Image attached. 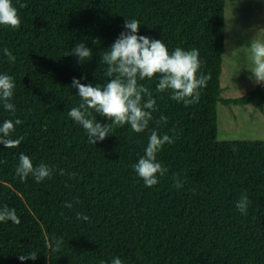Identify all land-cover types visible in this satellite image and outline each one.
I'll list each match as a JSON object with an SVG mask.
<instances>
[{
    "label": "trees",
    "instance_id": "obj_1",
    "mask_svg": "<svg viewBox=\"0 0 264 264\" xmlns=\"http://www.w3.org/2000/svg\"><path fill=\"white\" fill-rule=\"evenodd\" d=\"M12 4L21 22L0 25V74L14 80L15 111L0 104V124L21 120L11 138L23 139L15 148L0 145V208L15 209L21 222H0V264H112L113 258L122 264H264V140H217V103L264 106V84L236 99L221 97L225 0ZM131 19L140 23L138 35L162 40L169 53L198 49L197 75L211 78L199 102L187 106L172 100L171 91H156L158 74L139 81L156 100L148 128L113 127L104 141L90 144L68 116L81 103L72 81L107 82L102 57ZM78 43L92 51L88 60L73 55ZM154 129L174 142L158 152L167 173L149 188L132 166ZM21 153L34 166L47 164L51 178L21 181ZM174 176L183 181L180 189ZM242 194L249 200L246 215L235 207ZM57 240L63 243L53 251ZM29 252L36 260L18 258Z\"/></svg>",
    "mask_w": 264,
    "mask_h": 264
},
{
    "label": "clouds",
    "instance_id": "obj_2",
    "mask_svg": "<svg viewBox=\"0 0 264 264\" xmlns=\"http://www.w3.org/2000/svg\"><path fill=\"white\" fill-rule=\"evenodd\" d=\"M26 7V5H21ZM20 18L17 9L13 6L12 0H0V25L17 28L20 25ZM126 31L122 32L115 40L110 50L102 57V62L107 66L105 75L107 82L101 86L82 84L79 79L73 78L72 87L77 89V95L81 100L78 107L69 110L68 116L79 124L86 132L88 142L96 145L104 141L113 127L129 125L131 130L140 133L149 126L152 120V112L156 110V100L152 93L139 81L151 80L159 75L156 85L157 92L171 91V99L183 102L185 106L199 102L200 89L206 87L210 75H197L200 69L199 50L191 49L185 51L176 48L169 53L162 40L150 39L147 36L138 35L140 23L136 19L125 20ZM251 52L252 67L248 69L256 84H264V40L254 38L249 47ZM9 61L14 62L15 56L7 48L3 50ZM73 55L79 61L88 60L92 51L84 43H78L72 49ZM15 83L8 74H0V104L6 111L14 112L15 105L10 101L13 98ZM147 97L145 100L144 97ZM98 113L101 117L107 118L111 124L102 125L92 115ZM166 122L164 116L160 117ZM22 121L16 119L4 120L0 124V145L5 148H15L23 139H12L11 134L15 125ZM173 137L168 134L160 135L155 129L151 131L148 144L144 149V155L132 166L135 173L143 180L146 187H153L159 183L158 177L167 173L158 160L157 154L165 144H172ZM16 167V175L21 181L32 176L37 183L50 179L53 170L44 163L33 165L30 157L20 154ZM64 174V170H60ZM174 187L180 189L183 186L177 176H174ZM249 200L246 194H242L237 200L235 207L242 214H247ZM64 207L72 208V204L66 202ZM77 219L87 221L86 215L78 214ZM11 221L15 225L20 224V219L15 209L7 206L0 208V222ZM62 240L55 242L53 251H59ZM21 261L27 259L36 260L37 253L29 252L27 255L18 257ZM103 264V262H101ZM112 264H122L119 258H113Z\"/></svg>",
    "mask_w": 264,
    "mask_h": 264
},
{
    "label": "rangeland",
    "instance_id": "obj_3",
    "mask_svg": "<svg viewBox=\"0 0 264 264\" xmlns=\"http://www.w3.org/2000/svg\"><path fill=\"white\" fill-rule=\"evenodd\" d=\"M224 19L221 97L236 99L258 85L250 79L249 47L254 38L264 40V0H225ZM217 140H264V106L217 103Z\"/></svg>",
    "mask_w": 264,
    "mask_h": 264
}]
</instances>
